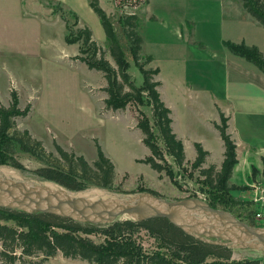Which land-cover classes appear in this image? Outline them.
Masks as SVG:
<instances>
[{
    "label": "rangeland",
    "instance_id": "1",
    "mask_svg": "<svg viewBox=\"0 0 264 264\" xmlns=\"http://www.w3.org/2000/svg\"><path fill=\"white\" fill-rule=\"evenodd\" d=\"M99 1L119 34L122 16H138L137 31L144 40L141 55L145 60L153 59L149 67L160 69L159 91L172 110L174 132L185 142L186 161H195V143L202 142L212 151L211 159L219 169L225 151L216 128L221 111L231 116L228 131L235 134L240 153L252 146L260 155L264 147V74L226 45L246 44L264 51V27L243 11L241 0ZM76 18L78 26L74 25ZM66 20L74 32L88 27L115 66L109 40L90 0H0V102L8 106L11 91L16 89L20 107L31 106L27 117L16 118L18 129L28 130L56 157L57 144L69 153L84 156L90 164L98 159V142L115 165L113 188H102L109 192L153 190L171 201L212 199L204 178L192 167L194 161L178 172L172 159L167 158L175 177L140 162L151 154L137 127L142 112L150 116L149 108L131 104L117 112L105 109L107 82L103 74L74 59L80 47L67 44ZM129 61L130 73L141 86L143 75L131 57ZM14 158L25 172L0 166V173L37 179L31 172L48 166L20 147H16ZM248 169L250 184L236 185L238 188L224 197L230 202H219L218 206L241 216L246 223L254 221L256 226H263L264 186H258L263 183L262 172L254 164ZM99 188L90 185L86 191ZM142 236L147 247L154 244L147 233ZM263 257L264 252L249 248L232 250L235 260ZM44 264L89 263L58 253Z\"/></svg>",
    "mask_w": 264,
    "mask_h": 264
},
{
    "label": "trees",
    "instance_id": "2",
    "mask_svg": "<svg viewBox=\"0 0 264 264\" xmlns=\"http://www.w3.org/2000/svg\"><path fill=\"white\" fill-rule=\"evenodd\" d=\"M241 2L244 9L264 27V0ZM90 5L100 18L115 66L106 58V52L93 39V33L88 27H79L74 32L66 20L69 32L66 36L67 44H78L80 47V54L74 59L84 63L90 70L103 74L107 82V98L104 100L106 110L117 112L125 110L131 104L149 108L150 116L147 117L142 112L137 127L142 131L143 142L151 154L140 162L148 164L158 173L165 172L170 177H175L174 168L167 158L172 159L178 172L184 170L185 147L174 132L171 109L159 91L161 84L156 78L160 70L148 66L153 60L151 57L145 60L141 55L144 40L137 31L138 16H122L119 34L112 17L100 6V1L90 0ZM78 23L76 18L74 25L78 26ZM226 45H229L228 48L234 55L254 64L264 74V51L246 44L226 42ZM129 57L143 75L144 82L141 86L136 84L130 73ZM30 111V105L25 109L20 107L16 89L11 91L8 106L0 102V166H9L24 173L23 166L14 158L16 147H20L47 163V167L31 172L40 181L54 182L71 191H83L90 185L113 188L115 165L98 142V159L93 164L84 156L69 153L57 144L59 157H56L48 153L42 141L34 138L28 130L18 129L16 118L27 117ZM228 121L221 112L220 123H216L225 148L221 167H203L209 152L201 143H195L197 156L192 163V167L199 170L213 194L212 199L202 200L218 209L219 202H230V198L224 197L230 196V192L234 190L230 180L239 163L237 144L228 131ZM262 177L264 182V169ZM142 191L159 196L153 190ZM237 217L242 218L239 215ZM251 225L257 224L252 221ZM143 232L154 239L153 245L147 247ZM0 246L1 264H44L58 253L89 264H264V257L232 259L233 248L197 239L166 218L140 222L119 218L111 224L95 225L53 214L26 213L0 207Z\"/></svg>",
    "mask_w": 264,
    "mask_h": 264
},
{
    "label": "water",
    "instance_id": "3",
    "mask_svg": "<svg viewBox=\"0 0 264 264\" xmlns=\"http://www.w3.org/2000/svg\"><path fill=\"white\" fill-rule=\"evenodd\" d=\"M88 191H71L54 182L0 173L1 208L53 214L95 225L111 224L122 217L138 222L166 218L202 241L264 252V226L246 223L202 199L171 201L151 192L118 194L102 188Z\"/></svg>",
    "mask_w": 264,
    "mask_h": 264
},
{
    "label": "crops",
    "instance_id": "4",
    "mask_svg": "<svg viewBox=\"0 0 264 264\" xmlns=\"http://www.w3.org/2000/svg\"><path fill=\"white\" fill-rule=\"evenodd\" d=\"M243 6V5H242ZM243 11L244 12H247L245 9H244V7H243ZM248 13V12H247ZM249 14V13H248ZM250 15V14H249ZM153 68H155V67H153ZM160 70V69H159ZM160 74V73H159ZM159 76V75H158ZM158 76H157V80H158ZM160 84H162L161 82H160ZM161 86V85H160ZM161 96H162V94H161ZM163 99V98H162ZM165 102V101H164ZM167 105V104H166ZM169 107V106H168ZM170 108V107H169ZM171 109V108H170ZM172 111V110H171ZM222 113H224V115L229 119V121H228V125H229V129L228 130H230L231 129V116H227V113H225V112H223V111H221ZM220 112V113H221ZM216 123H219V122H216ZM233 134V133H232ZM177 136H178V138H181L178 134H176ZM233 139L235 140V142H236V144H237V154H238V161H239V163H238V165L235 167V169H234V172H233V176H232V178H231V180H230V182H231V186H233L234 187V189H237L238 187L237 186H239L238 184H245V185H249L250 183H248V175H249V169H248V165L250 166V165H252V164H254V165H256V167L261 171V172H263V169H264V147H261L260 149H261V151H260V155L259 154H257L258 152H254L253 151V149H251V147H249V148H245L241 153H240V146H239V143H238V141H237V138L235 137V134H233ZM181 140H182V138H181ZM184 142V141H183ZM199 143V142H198ZM201 144H202V146L204 147V149L206 150V151H208L209 152V155H208V157H207V160H206V164H204L205 165V167H207L208 165L209 166H211V165H215L216 164V162L215 161H213L211 158H212V156H213V153H212V151L208 148V147H206L205 145H203V143L202 142H200ZM184 145H185V142H184ZM185 149H186V145H185ZM254 156V157H253ZM257 156H259V158L257 159ZM194 161V160H193ZM193 161H190V160H188V161H186V164H191ZM244 161H246V162H244ZM222 162H223V160H222ZM222 162H220V167H221V165H222ZM263 164V165H262ZM208 166V167H209ZM207 167V168H208ZM219 167V168H220ZM237 185V186H236ZM253 192L254 191H252L251 192V196L253 197L254 195H253Z\"/></svg>",
    "mask_w": 264,
    "mask_h": 264
},
{
    "label": "built area",
    "instance_id": "5",
    "mask_svg": "<svg viewBox=\"0 0 264 264\" xmlns=\"http://www.w3.org/2000/svg\"><path fill=\"white\" fill-rule=\"evenodd\" d=\"M258 186H259V187L264 186V182H263V183L260 182ZM261 189H262V191L264 192V187H262ZM263 196H264V195H263ZM257 201H258V199H257ZM257 216L260 217L261 214H258Z\"/></svg>",
    "mask_w": 264,
    "mask_h": 264
}]
</instances>
